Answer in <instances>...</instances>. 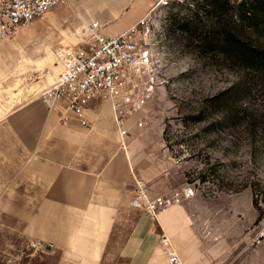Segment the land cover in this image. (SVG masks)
<instances>
[{
  "label": "rangeland",
  "instance_id": "1",
  "mask_svg": "<svg viewBox=\"0 0 264 264\" xmlns=\"http://www.w3.org/2000/svg\"><path fill=\"white\" fill-rule=\"evenodd\" d=\"M203 5L65 0L0 41V264L57 263L58 252L43 242L33 248L26 232V217L38 206L27 195L41 188L30 184L24 165L45 115L40 95L56 77L49 71L55 50L77 42L83 21L92 18L121 30L144 18L150 27L140 41L150 53L144 79H152L153 93L130 120L144 121L136 129L152 139L140 148L133 197L141 191L185 205L209 264H264V72L203 44L204 31L218 21ZM181 17L197 19L200 29L182 26ZM238 32L264 48V28ZM134 218L116 225L109 249L115 264L124 262L116 248Z\"/></svg>",
  "mask_w": 264,
  "mask_h": 264
},
{
  "label": "crops",
  "instance_id": "2",
  "mask_svg": "<svg viewBox=\"0 0 264 264\" xmlns=\"http://www.w3.org/2000/svg\"><path fill=\"white\" fill-rule=\"evenodd\" d=\"M91 20H98L109 35L138 21L121 30L92 18L80 29ZM53 65L49 71L55 76V61ZM50 78L46 87L54 81ZM42 105L45 115L24 165L30 184L41 188L27 195V202L38 206L26 217V232L58 252L56 264H115L109 259L112 237L119 221L131 213L133 226L116 248L123 264H168L166 249L180 264H209L201 231L185 205L172 204L150 215L131 204L135 165L142 164L140 148L152 139L149 132L139 133L130 120V134L121 135L109 101L90 107L86 127L77 122L62 125ZM159 235L168 240L166 245Z\"/></svg>",
  "mask_w": 264,
  "mask_h": 264
},
{
  "label": "built area",
  "instance_id": "3",
  "mask_svg": "<svg viewBox=\"0 0 264 264\" xmlns=\"http://www.w3.org/2000/svg\"><path fill=\"white\" fill-rule=\"evenodd\" d=\"M63 1L0 0V41L9 39L19 28L42 18ZM102 26L98 20L89 21L79 29L77 42L55 50L57 74L40 96L59 123L77 122L83 127L89 124L86 113L90 107L94 103L109 101L115 125L121 135H126L131 116L142 109L153 93L152 79H144L150 53L140 41V36H145L150 27L144 18L118 34H106ZM135 125L141 128L144 121L139 119ZM176 201L173 197L150 200L139 191L131 204L154 215ZM161 242L166 245L168 240L162 236ZM31 246L39 249L43 245L37 241ZM166 252L168 264H180V259L172 251L166 249Z\"/></svg>",
  "mask_w": 264,
  "mask_h": 264
},
{
  "label": "trees",
  "instance_id": "4",
  "mask_svg": "<svg viewBox=\"0 0 264 264\" xmlns=\"http://www.w3.org/2000/svg\"><path fill=\"white\" fill-rule=\"evenodd\" d=\"M208 6L210 17L218 21L207 30L201 39L208 48L220 46L223 58L231 63L264 72V48L253 46L243 39L238 30L264 28V0L235 3L229 0H202ZM196 18V15H194ZM183 25L194 31L200 29L197 19L192 22L181 17Z\"/></svg>",
  "mask_w": 264,
  "mask_h": 264
}]
</instances>
